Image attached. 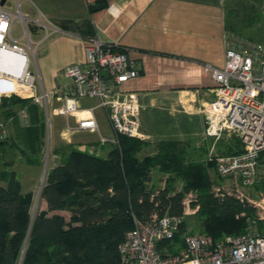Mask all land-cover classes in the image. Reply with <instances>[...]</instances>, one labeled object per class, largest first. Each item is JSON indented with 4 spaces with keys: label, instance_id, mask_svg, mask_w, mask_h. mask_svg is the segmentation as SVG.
I'll list each match as a JSON object with an SVG mask.
<instances>
[{
    "label": "crops",
    "instance_id": "0c3cea01",
    "mask_svg": "<svg viewBox=\"0 0 264 264\" xmlns=\"http://www.w3.org/2000/svg\"><path fill=\"white\" fill-rule=\"evenodd\" d=\"M29 1L44 21L56 27L44 39L30 66L38 92L67 84L68 80L59 76L60 71L82 62L85 42L99 39L127 49L139 65L137 77L122 86L125 91L136 92L142 106L140 140L145 144L139 157L154 154L159 142L178 141L186 151L205 138L203 113L214 97L212 68L222 67L225 61L226 0ZM90 5L97 8L89 9ZM6 83L10 82L3 81ZM94 101L87 107L96 105ZM58 105L56 96L45 111L40 104L17 94L0 98V133L4 139H0V186L11 179L17 181L21 193L32 194L31 207L37 202L35 213L46 210L40 192L47 148L48 171L58 163L59 156L54 153L57 148L64 146L105 157L116 144L110 141L114 133L105 109L93 110L96 131L75 130L76 117L58 115ZM43 115L49 135L45 148ZM101 137L108 141L100 143ZM105 147L108 149L101 155ZM147 147L151 151L142 155ZM158 173L152 172L153 185ZM165 181L155 187H163ZM53 213L69 217L65 210Z\"/></svg>",
    "mask_w": 264,
    "mask_h": 264
},
{
    "label": "built area",
    "instance_id": "2783aa9c",
    "mask_svg": "<svg viewBox=\"0 0 264 264\" xmlns=\"http://www.w3.org/2000/svg\"><path fill=\"white\" fill-rule=\"evenodd\" d=\"M14 1L15 9L7 5V0L0 4V81L11 82L15 89L0 88V98L20 87L21 97L30 98L47 110L56 96L60 101L56 113L76 117L75 130L96 131L93 110L103 108L114 133L111 142L117 143L118 135L142 139L138 94L122 88L139 74V65L127 49L88 39L84 60L59 73L68 83L38 92L36 75L30 66L44 39L56 27L44 21L39 11L34 16L24 12L22 0ZM14 20L22 25L17 37L11 34ZM39 30L44 35L34 37ZM31 31L36 33L33 37ZM212 78L214 97L204 110V135L219 138L224 132L232 133L242 148L237 153L214 156V171L220 178H232L238 186H251L258 180L264 184V45L227 35L224 65L212 68ZM82 99L97 103L82 108ZM106 141L100 138V143ZM190 202L184 197L180 216L154 214L147 221L133 217V227L118 244L120 264H264V194L258 201H251L259 212L256 217H245L247 225L242 233L215 239L206 233L184 231L177 240L185 217L198 209L190 208Z\"/></svg>",
    "mask_w": 264,
    "mask_h": 264
},
{
    "label": "trees",
    "instance_id": "16d2710c",
    "mask_svg": "<svg viewBox=\"0 0 264 264\" xmlns=\"http://www.w3.org/2000/svg\"><path fill=\"white\" fill-rule=\"evenodd\" d=\"M225 8L229 35L236 29L229 23L232 10ZM144 144L118 135L105 157L55 149L58 163L46 172L40 192L46 210L33 216L31 193H21L14 179L0 186V264H120L118 244L133 227V217L180 216L190 191L196 192L191 205H199L198 232L216 239L244 231L245 217L236 216L241 205L211 191L208 163L187 159L178 141L159 142L154 154L139 157ZM154 170L167 175L163 187L151 183ZM60 210L69 212L68 219L53 213ZM186 226L185 220L175 239Z\"/></svg>",
    "mask_w": 264,
    "mask_h": 264
},
{
    "label": "rangeland",
    "instance_id": "374dc122",
    "mask_svg": "<svg viewBox=\"0 0 264 264\" xmlns=\"http://www.w3.org/2000/svg\"><path fill=\"white\" fill-rule=\"evenodd\" d=\"M7 5H11L13 9H15V1L14 0H7ZM22 10L29 12L32 16L36 15V9L35 6L29 1V0H22L21 3ZM226 6L227 8L231 9L230 11V17H229V23L236 29L235 31L231 32L229 31V36H235L241 40L245 41H254V42H260L264 45V0H226ZM29 29V25H28ZM39 30L38 32H40ZM22 32V25L18 20L13 21L11 34L14 37H17ZM36 33L34 31H31L32 37ZM38 35H35L34 37H37ZM42 36V31L39 34L38 37ZM3 81H0V88H2L4 91L6 90H12V83H6L3 84ZM9 82V81H7ZM4 87V88H3ZM22 89L20 87H17L16 91H14L11 94H4L2 97H10L12 95H15L19 93V95L23 94ZM81 106L87 107L89 105L94 104V100H80ZM45 111V109H44ZM45 115V112H44ZM44 127H43V144L44 148L47 145V142H49V135L47 134V118L44 116ZM206 123H205V116L203 113V129H205ZM204 136V134H203ZM205 138L202 141L194 142L191 144L188 148H186L185 155L187 159L191 160H201L205 161L209 164V177L211 180V191L214 193V196L219 198L220 200L231 197L235 199L240 205L241 210L237 213V217H256L259 210L257 207L254 206V204L251 201H258L260 199L261 194H264V184L261 181H257L251 186H238L235 181L232 180V178H220L217 176V174L214 171V162L212 158L216 155H224V154H231V153H237L239 149L242 150L241 144L238 140V138L230 133L226 134V132L222 133L219 138L215 137H208L204 136ZM207 140V141H206ZM62 144H66L65 141L62 142ZM108 148H104L103 151L99 152L101 155H105L106 150ZM150 148H145L142 151V155L145 153L150 152ZM211 152V155H209ZM50 157V149L47 148L46 151V160H45V169L42 176V182L44 183L46 172H47V159ZM44 168V167H43ZM166 176L162 173H158L156 176L157 183L154 184V187L156 185H160V183L166 180ZM165 183V182H164ZM175 188L179 190L181 188V184L176 183ZM40 191V188L38 189ZM185 197L189 198L191 201H196V192H189L185 195ZM196 203V202H195ZM191 205V202H190ZM195 206H198V204H195L194 206H190V208H194ZM38 208L37 202L33 203L31 207V215L33 216L35 211ZM250 209V211H249ZM198 212V209L195 211L193 215L186 216L185 220L187 221V226L185 231H199V224L197 223V220L194 218L195 214ZM68 219V216L66 217ZM260 230L263 229V224L261 222H258Z\"/></svg>",
    "mask_w": 264,
    "mask_h": 264
},
{
    "label": "water",
    "instance_id": "95a60500",
    "mask_svg": "<svg viewBox=\"0 0 264 264\" xmlns=\"http://www.w3.org/2000/svg\"><path fill=\"white\" fill-rule=\"evenodd\" d=\"M5 0H1L0 4L2 5L4 3ZM104 75H106V71L103 72Z\"/></svg>",
    "mask_w": 264,
    "mask_h": 264
}]
</instances>
